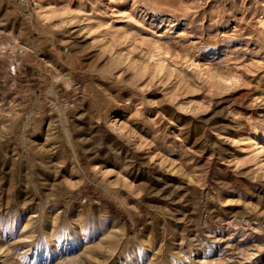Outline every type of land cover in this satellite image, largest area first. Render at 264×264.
I'll return each instance as SVG.
<instances>
[{"label": "rangeland", "instance_id": "374dc122", "mask_svg": "<svg viewBox=\"0 0 264 264\" xmlns=\"http://www.w3.org/2000/svg\"><path fill=\"white\" fill-rule=\"evenodd\" d=\"M261 22L0 0V264H264Z\"/></svg>", "mask_w": 264, "mask_h": 264}, {"label": "built area", "instance_id": "2783aa9c", "mask_svg": "<svg viewBox=\"0 0 264 264\" xmlns=\"http://www.w3.org/2000/svg\"><path fill=\"white\" fill-rule=\"evenodd\" d=\"M8 1L20 8H26L32 2V0H8Z\"/></svg>", "mask_w": 264, "mask_h": 264}, {"label": "bare ground", "instance_id": "6f19581e", "mask_svg": "<svg viewBox=\"0 0 264 264\" xmlns=\"http://www.w3.org/2000/svg\"><path fill=\"white\" fill-rule=\"evenodd\" d=\"M55 8V7H54ZM262 23V22H261ZM262 25V27H263V29H264V22L261 24ZM261 27V26H260ZM158 57H159V55H158ZM158 59V58H157Z\"/></svg>", "mask_w": 264, "mask_h": 264}]
</instances>
